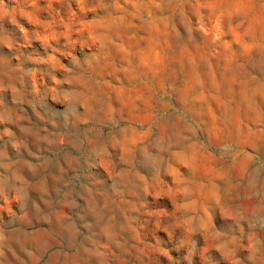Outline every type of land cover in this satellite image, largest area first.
<instances>
[{"label": "clouds", "instance_id": "9594fccd", "mask_svg": "<svg viewBox=\"0 0 264 264\" xmlns=\"http://www.w3.org/2000/svg\"><path fill=\"white\" fill-rule=\"evenodd\" d=\"M142 28L252 38L243 119L135 94ZM0 264H264V0H0Z\"/></svg>", "mask_w": 264, "mask_h": 264}, {"label": "rangeland", "instance_id": "374dc122", "mask_svg": "<svg viewBox=\"0 0 264 264\" xmlns=\"http://www.w3.org/2000/svg\"><path fill=\"white\" fill-rule=\"evenodd\" d=\"M53 7L59 6L53 5ZM185 13L190 19H194L195 9L191 6L185 7ZM209 23L212 24L214 21ZM124 39L127 41L124 46L131 53L130 59L134 66L142 70L137 73V76L143 80V85L133 88L135 94L149 96L154 93L156 97L162 96L165 100H172V106L175 107L171 89L173 86H178L181 90V98L185 93L191 96L189 106L196 113L209 114V123H211L212 114L222 107L221 102L230 103L233 106L231 111L235 116L243 119L240 116V99L244 90L243 78L246 73L242 69L249 68V65L245 63V57L242 54L245 48L253 43L252 38L238 30H225L217 41V45L213 46L211 40L203 38L202 35L193 44L181 43L174 37L161 32L158 35L159 44H156L150 31L142 28L135 33L129 32ZM212 39L216 37L213 36ZM161 47L164 51L161 52V59L157 62L153 48L159 52ZM124 55L122 52L113 51L111 63L118 67ZM109 71L111 72V69ZM35 79L43 83L41 76L37 75ZM121 79L120 74H112V79L107 81L105 87L107 88L113 82L118 87ZM197 80L201 83L197 84ZM201 84L204 96L208 97L207 100L198 99L200 95L198 89ZM129 95H132V92ZM136 103L143 107L141 101ZM155 106L153 104L151 107ZM151 107L144 108L141 115L145 118L150 115ZM258 175L259 170H254L248 177L247 186L243 190L246 201L259 194L256 191Z\"/></svg>", "mask_w": 264, "mask_h": 264}]
</instances>
